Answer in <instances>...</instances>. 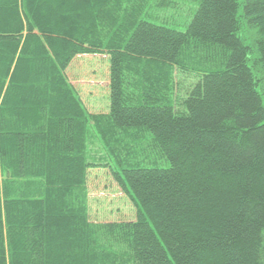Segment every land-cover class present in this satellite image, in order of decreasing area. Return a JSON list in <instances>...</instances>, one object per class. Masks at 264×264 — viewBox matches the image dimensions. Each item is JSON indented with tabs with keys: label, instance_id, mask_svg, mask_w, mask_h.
<instances>
[{
	"label": "trees",
	"instance_id": "1",
	"mask_svg": "<svg viewBox=\"0 0 264 264\" xmlns=\"http://www.w3.org/2000/svg\"><path fill=\"white\" fill-rule=\"evenodd\" d=\"M188 1L178 31L146 20L167 0H0V264H264V0ZM91 128L133 221L90 219Z\"/></svg>",
	"mask_w": 264,
	"mask_h": 264
},
{
	"label": "rangeland",
	"instance_id": "2",
	"mask_svg": "<svg viewBox=\"0 0 264 264\" xmlns=\"http://www.w3.org/2000/svg\"><path fill=\"white\" fill-rule=\"evenodd\" d=\"M240 2L243 1L240 0ZM161 6L164 7L159 10H149L145 16L146 20L178 31H184L186 29L185 24L190 21V12L192 11L193 4L188 0H167V3L161 4ZM153 18L159 19V21ZM87 60L82 58L81 60L74 61L65 75L69 80L77 79L75 84L72 82V86L77 91L88 113L90 115H101L98 108L106 104V102H102L101 100V96L105 94V83L102 82L101 78L96 79L87 75L90 72L88 65H96V62L94 64V61ZM79 74L85 75L79 76ZM177 80L174 102L176 103V109L183 111V100L186 99L196 79L191 74H182L178 75ZM258 91L262 95L264 102L263 84L258 85ZM89 94H93L92 97ZM86 146L88 159L99 165L89 172L87 188L85 189V193H82L85 195L91 221L108 223L135 220L138 209L134 202H132V199L121 193L120 189L113 182L110 167L107 168V164L113 163L112 159L107 148L101 142L99 135L92 128L90 129ZM5 182L6 175L0 165V195L2 194ZM21 185L23 190L30 196L41 195V192L45 188L39 179L24 181Z\"/></svg>",
	"mask_w": 264,
	"mask_h": 264
},
{
	"label": "crops",
	"instance_id": "3",
	"mask_svg": "<svg viewBox=\"0 0 264 264\" xmlns=\"http://www.w3.org/2000/svg\"><path fill=\"white\" fill-rule=\"evenodd\" d=\"M72 84V83H71Z\"/></svg>",
	"mask_w": 264,
	"mask_h": 264
}]
</instances>
